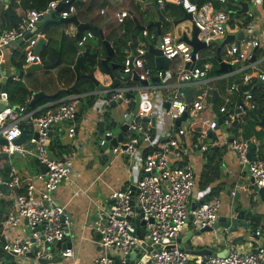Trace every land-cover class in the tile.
<instances>
[{
	"label": "built area",
	"instance_id": "1",
	"mask_svg": "<svg viewBox=\"0 0 264 264\" xmlns=\"http://www.w3.org/2000/svg\"><path fill=\"white\" fill-rule=\"evenodd\" d=\"M174 1L185 12L191 14V20L198 28L197 37L205 43V47L192 53L191 46L185 41L174 38L169 33L161 34L159 49L162 55L179 59L172 71L174 81L161 82L160 86L166 87L168 92L163 99L160 98L159 105H153L151 97L159 85H152L153 90L151 86L139 85L138 97L131 98L134 105L123 112V118L127 117L123 120L126 123V129L121 141L112 147L113 151L133 156L135 152L145 149V154L143 160L137 157L141 161L139 174L132 178L131 173L127 186L110 192L111 200L105 216L92 223L91 229L102 251L92 260L91 264H113L109 255H116L121 264H130L128 254L134 247L140 245L141 241L146 242L145 247H140L143 252L141 256L147 254V259L141 260L139 255L137 258L134 257V263L264 264V247L258 244L256 247L243 250L228 249L222 255H218L217 252L214 255H193L175 241L188 220L197 229L211 226L217 219L220 208V200L217 197L196 202L193 208L188 206L196 178L194 167L188 158L191 146L187 140L192 133H198L200 139H206L207 131H212L221 123L230 124L244 120L247 111L251 110L255 104L251 100L250 90H242L241 87L251 78L264 81V70L257 69L253 74L242 72L239 80L227 84L222 100L217 104L216 109L206 110L210 104L208 98L212 89V85L209 84L210 79H208V71L212 68L209 58H212L215 52L210 42L216 38H223L237 24L231 26L227 12L221 7L213 8L209 1L199 5L191 0ZM215 1L220 5L227 2V0ZM62 2L67 3L68 0ZM58 3V0H51L42 9H22L20 21L15 27L0 29V102L4 50L11 44L19 42L23 46L20 54L22 65L35 61L40 62L41 56L34 52L33 47L38 36H43V34L41 31L37 33L35 24L40 16L56 11L55 7ZM156 3L158 8L163 9L164 0H156ZM67 4V8L56 11L58 17L65 18L75 13V7L70 3ZM126 15L127 12L121 10L115 13V18L118 22H122ZM248 15L251 13L249 12ZM246 26L248 34L243 35L238 44L234 39L224 43L220 50L221 60L231 65L246 60L248 63L243 65V71H246L252 63L250 60L252 49L264 42L263 30L256 34L250 20L247 21ZM63 33L70 38H75V45L79 48L84 47L94 36L89 29L80 31L76 36V28L68 25L64 26ZM26 34L29 35L26 36ZM135 48L136 53L130 62L125 58L121 71L130 74L136 70L139 79L147 78L155 73L160 80L164 71L155 70L145 64V47L136 46ZM203 50L208 52L202 53ZM197 60H200V63H196ZM186 63H191L190 67L188 65L186 67ZM11 78L19 80V74L12 73ZM189 85H194L196 92L190 101L186 102L181 88ZM104 92L114 100L128 101L129 99L123 98L121 87L106 88ZM231 94L238 97L231 98ZM30 98L31 95H28L23 102L16 104L7 101L0 108V136L6 141L0 144V151H5L8 156L14 152L20 154L32 152L31 154L42 166L34 173L19 174L11 170L6 180L0 177V184L11 197L7 211L0 214V235H3L0 249L5 252L13 251L17 257H22V260L30 250V239L34 238L39 241L36 244L38 249L33 256V260L36 261L37 257L46 256L49 253L48 247H45L43 242L53 243L67 235V218L64 208L52 202L51 193L59 183L69 178L74 156L72 151L62 157L50 156L45 140L49 138L48 132L51 126L62 121L68 123L66 133L71 137L76 128L75 120L78 111L74 102L61 100L56 102L52 110L37 113L38 108H31L28 105ZM164 102L168 103L167 106H164ZM156 107L173 123L183 112H186V116L178 126L174 125V129L161 130L160 135L157 134V136L154 132L155 120L159 118V115H154ZM220 115L224 117L218 123ZM152 116H154L153 124ZM22 124L31 128L27 140L33 144V150H27L21 144L12 142L20 135L21 130H25ZM105 135L111 136L112 134L108 130ZM104 141L105 138H102L99 144H103ZM122 143L125 146L120 148ZM212 144L230 149L240 165L244 166L248 162V174L252 185L255 188L262 187L264 190V141L259 143L249 160L246 159L248 142L245 138L232 137L229 139L226 135L219 137L215 135ZM205 147V143H200V150ZM19 188L21 191L17 192ZM234 193V190L230 191V195ZM131 199L132 203H130ZM189 215L190 219H188ZM135 218L138 225L133 223ZM21 220H25L32 228L31 233L24 237L9 236L8 230L18 226ZM141 220L143 222L140 224ZM140 228H143L142 238L138 236ZM255 235H262L264 242V235L259 230H255ZM39 236L43 239L39 240ZM153 244H158V248L153 252L148 251L147 246ZM60 255L62 258L72 256V248L65 247L60 251ZM61 260L52 264H59Z\"/></svg>",
	"mask_w": 264,
	"mask_h": 264
},
{
	"label": "crops",
	"instance_id": "2",
	"mask_svg": "<svg viewBox=\"0 0 264 264\" xmlns=\"http://www.w3.org/2000/svg\"><path fill=\"white\" fill-rule=\"evenodd\" d=\"M106 3L99 5L98 7H93L92 10H86V7H81L78 11V21L79 22H91L95 28H87L95 30L97 33L89 39L87 44L79 48L83 50L85 47H88L90 52L95 53L97 57V65H95L93 69V74L95 78H97L98 82L103 85H108L110 83V78L108 74L104 71L102 65L100 64V59L104 58L106 54V50L104 44L102 42V38L100 34H102L103 39H105V34H120L122 30H112V28H116V26L120 23L115 18V13L121 10H125L127 15L123 18H126L128 21L133 22L135 29L134 37L128 36L126 39V47L124 49L127 58L131 54V45L132 39L136 40V46L145 47V64L154 68L153 55L148 51V45L153 44L156 38V26L154 22L158 20L157 9L160 10L164 19L159 22V28L161 30V34L169 33L174 38H180L182 33L185 32L186 35L190 34V19L184 18V10L174 1V0H164L163 9L157 8L153 6V3H156V0H104ZM247 2V10L239 13V17L237 18V24L230 29L229 32H237L238 30L243 31V35L248 34V28L246 26L247 21L250 20L252 27L255 29L256 34L259 33L260 30H263L264 23V4L263 0H243ZM3 0H0V4H3ZM251 3L253 6H250ZM5 4V3H4ZM168 4L167 11L162 12L165 9V6ZM240 8V2L237 3ZM6 6V4H5ZM220 8V7H219ZM239 10V9H238ZM102 11V12H101ZM20 14L22 10L20 11ZM251 15H248V13ZM48 19H53L52 17ZM45 19L43 21H37L35 24V28L37 33L39 34L40 28L46 23ZM150 21L151 25L149 24ZM61 23V22H60ZM138 24L146 26L145 28H139ZM149 24V25H148ZM233 24V25H234ZM68 25L70 27H75V25L71 22L61 23V26L58 27L60 31H63L64 26ZM231 25V26H233ZM99 30V31H98ZM82 31V30H81ZM145 31V32H144ZM264 33V30H263ZM98 35V36H97ZM114 36V35H113ZM161 36V35H160ZM40 37V36H38ZM45 43L42 48L38 52L41 56V52L45 45L50 41L44 34ZM100 40V43H99ZM219 40V41H218ZM222 38H216L210 44L212 48L216 49V47L220 46V50L223 48V44H221ZM231 40H234L231 39ZM230 40V41H231ZM108 41V40H107ZM264 41V40H263ZM110 42V41H109ZM58 43V41H57ZM101 44V46H100ZM111 44V42H110ZM221 44V45H220ZM20 46L19 42L11 44L7 49L4 50V63L2 70L5 71V81L8 76L11 77L12 73L19 74V83L22 84L29 91V95H32L33 92L37 91L40 87L42 88L44 93L50 94L56 92L60 88L66 87L68 84L72 83L75 79V73L72 69V64H67L63 62L60 58V62L56 63L54 68H45L44 64H47L43 61V57L41 56L40 62H30L29 64H21V71H14V62H20L21 56L14 54L13 62L9 67H6V63L8 60L11 61V52L13 50L18 49ZM112 46V44H111ZM113 51L115 52L114 46H112ZM219 50V54H220ZM147 52L151 54V61L147 60L149 57L146 55ZM208 52L207 50L204 53ZM111 53V54H112ZM252 53V52H251ZM108 56L107 61L110 63L122 65V63L112 62V55ZM214 54V53H213ZM77 55V54H76ZM88 56V55H85ZM76 57V56H75ZM83 57V56H82ZM58 58V57H57ZM75 59V58H74ZM212 63V68L208 71V79H210L209 84L212 85V89H216L218 97L213 101L217 104L222 100V96L225 93L227 84L234 80H239L242 72H249L251 74L254 73L257 69L264 70V42L259 44L255 51L254 57L251 60V64L243 71V65L248 63L246 60L240 61L237 64L232 65V69L229 72H219L218 74H213L212 70L214 68V62L216 64L218 70V63L213 58H209ZM56 58L53 60L55 61ZM53 61H48L51 63ZM179 59L177 57L170 58L167 69H162L164 71L163 77L159 80L157 75L154 73L150 77L156 76L157 81L149 80L151 84H144L143 86H151L152 85H161V82H173L174 75L172 71L175 69V66ZM74 62V61H73ZM196 63H200V60H197ZM117 69L119 71V78H117L114 74V78L119 81H126V86H116L122 88L123 98H129L128 101L124 99L114 100L109 98L108 94L104 92L105 89L99 88L96 84L93 83L90 90L88 92H75L69 94L64 99H56V95L51 101L44 103L41 107H46L50 105L56 104L57 101L65 100L72 101L75 103L78 110H80L79 116L75 120V131L74 134L69 137L66 133L67 122H57L52 125L50 128L51 134L49 136V142L53 141V138H58L60 144L64 147L65 154L72 151L74 153L73 162H72V170L69 178L59 183L57 188L51 193V200L54 204H58L63 206L64 212L67 218V235L69 237L70 247L72 248L73 255L70 257H64L59 264H91L92 260L101 253L102 248L97 243V237L93 233L91 226L92 223L105 216V213L108 209L109 204V195L112 190L115 189H123L125 186L129 184L131 179L130 174L132 173V178L134 175L133 170H137V174H139L140 162L137 157H141L143 160V156L145 154V149L140 150V152H135V155L129 156L127 154H123L121 152H114L112 147L114 146L110 140H107V145L102 147V144H99V141L105 137V133L109 130L111 132V136H115L116 132L113 130V126L119 123V125L123 122V112L125 109H131L130 103L131 98L138 97L139 85L137 81L132 78V73L125 74L121 71L120 68L115 67L112 68ZM155 69V68H154ZM111 70V71H112ZM139 69H137L138 71ZM156 70V69H155ZM9 71L11 73L9 74ZM128 77V79H124ZM89 79V78H88ZM145 79V78H144ZM228 79H230L228 81ZM12 81H17L13 80ZM128 81H132L131 84ZM256 81V80H255ZM155 83V84H154ZM131 84V85H130ZM264 85V83L259 84ZM155 88V92L152 94L153 105H159L160 98L163 99V96L167 94V88L160 86ZM194 86V85H189ZM258 86V85H256ZM112 88V87H110ZM211 89V90H212ZM211 90L208 104L206 110H215L213 108L210 98H211ZM251 90V89H250ZM129 92L134 96H126L125 93ZM196 92V90H195ZM194 92V93H195ZM252 92V91H251ZM92 96L91 103L86 106L84 103H87L88 96ZM231 94V98H236ZM233 96V97H232ZM252 96V95H251ZM27 97V96H26ZM25 97V98H26ZM82 98V100H81ZM81 100V101H80ZM252 100V98H251ZM253 101V100H252ZM18 102L12 103L16 104ZM156 103V104H155ZM88 104V103H87ZM165 104V102H164ZM255 104V103H254ZM165 106V105H164ZM255 107V106H254ZM253 107V108H254ZM252 108V109H253ZM159 108L156 107L154 115H159V118H156V128L155 135L159 134L161 130L164 129H174V125L178 126L170 120V118L166 115H162ZM121 116V119L119 118ZM154 120V116H152ZM119 120V122H117ZM245 120L240 122H232L230 124H220L215 127L211 131V135L206 139H200L198 133H192L189 140L187 142L191 146V150L189 152V161L194 167L195 172V185L192 188V191L189 196L188 206L192 202L201 201L205 194L209 191L210 187H218L217 194L212 197H217L220 200V208L218 212L219 215H229L231 210H236L244 207L246 210H250L254 215L258 214L263 216L258 226L253 229L251 227L252 220H247L248 226L246 228H242L239 226L235 232H227L224 229L217 227L214 231H204L199 234H196L194 230L197 228L191 223L190 220L186 222V224L181 228L178 237H182L186 230H190L192 233L188 238L185 239L184 242H178L177 244L185 248L186 250H198V249H209L212 252H220L224 249H236L243 250L249 247H256L257 244L252 238H248L251 233L255 232V230H259L261 234L264 235V200H260L259 195L256 192V188L252 185L251 177L248 174V171L245 170V166H242L236 160L234 152L228 149L225 146H217L221 148V156L219 161L220 174L219 176L212 179L209 183L205 184L203 188H201V180L200 173L202 170L203 161L205 159L207 149L211 146H215L212 144V140L214 136L217 137L221 135H226L229 139L234 138H245L253 143L255 146L251 149L250 155L254 153L259 143L264 141V121L262 118H259L253 127L249 128L250 135H245L242 133V129L240 127L241 124L244 123ZM263 122L260 123V122ZM26 133L30 134L31 128L25 124H22ZM258 134V135H257ZM158 136V135H157ZM258 136V137H257ZM48 143L46 145H48ZM200 143H205L206 147L203 150H200ZM27 150H33L34 146L32 143L28 142L27 137L19 143ZM195 146V148H194ZM47 149V148H46ZM48 154L51 156L50 152L47 150ZM18 152H16L17 154ZM32 152H28L25 154H20V156L16 154L7 155L9 159V169L6 167L5 159H0V177L2 180H6L9 177L10 171L13 170L19 174L24 173H34L42 168V166L38 163L37 159L31 154ZM64 154V155H65ZM63 155V156H64ZM52 156H55L52 154ZM62 157V156H61ZM4 171L7 174H4ZM133 180V179H132ZM234 190L235 193L230 195V191ZM0 194V210L1 214L6 212L9 203L11 201V197L8 194V191L3 187ZM21 191L19 188L17 190ZM211 197V198H212ZM252 201L250 202V199ZM32 228L28 225L25 220H21L20 224L13 229L8 230L9 236L16 237H24L28 236L31 233ZM39 230V229H38ZM241 236V239L236 242H231L234 236ZM230 239V240H229ZM0 242H3V235H0ZM38 240H36V244H38ZM135 255L137 258L139 255L143 253L141 250L137 252ZM59 253L56 252L55 255ZM53 255V256H55ZM22 257H17L16 255H12V264H41L33 260V258L25 257L21 260ZM5 262V261H4ZM7 264V263H3ZM52 264V263H46ZM191 264V262H190Z\"/></svg>",
	"mask_w": 264,
	"mask_h": 264
},
{
	"label": "trees",
	"instance_id": "3",
	"mask_svg": "<svg viewBox=\"0 0 264 264\" xmlns=\"http://www.w3.org/2000/svg\"><path fill=\"white\" fill-rule=\"evenodd\" d=\"M51 0H8L7 4H0V29H8L15 27L18 22L20 21V12L22 9L25 8H35V9H42L46 6V4ZM62 3L63 0H58ZM70 2V5H73L75 7V15L76 17L79 14V10L81 7H86V10H92L93 7H98L99 5L105 4L106 2L104 0H68ZM192 2L196 3L197 5L202 4L203 2L209 1L212 3L213 8L217 9L219 7L223 8L227 14H228V22L230 25H233L234 22H237V18L239 17L238 9L239 6L237 5L238 2L241 0H227V2L223 5L218 4L215 0H191ZM264 4V0H263ZM68 4L64 5L61 9L67 8ZM168 8V4L165 6V9L162 12H166ZM78 18V17H77ZM79 19V18H78ZM61 26V23L58 21L57 18L48 19L46 20V23L40 28V31L42 34H44L50 41L47 45L43 48L41 52V56L43 57V61L45 63H48V61H53L55 58L60 57L61 60L67 64H72L74 61V58L76 54L79 51V47L75 45V38H70L66 36L63 31H60L58 27ZM64 26V25H63ZM122 30L120 34H105V39L110 41L112 46H114L115 52L112 53L111 58H113L112 62L115 63H122L125 58V45H126V39L128 36L134 37L133 30L135 29L133 22L126 20V18L120 22L116 28H112L113 30ZM87 30V29H82ZM93 32V34H96L97 32L95 30L89 29ZM115 30V31H116ZM263 30H264V23H263ZM114 35V36H113ZM98 36V35H97ZM58 41V43H57ZM132 44L135 45L136 40L132 39ZM100 43V40H99ZM101 46V44H100ZM17 49L13 50L11 52V62H13L14 54H17ZM204 53V51H202ZM149 59L147 60L151 61V54L147 52L146 54ZM146 59V57H145ZM21 64L22 61L14 62V71H21ZM97 57L96 55H88L81 57L77 62V68L80 74H87L93 71L95 65H97ZM112 73L119 78L120 74L117 69H113ZM213 74H218V70L216 67V64L214 62V68L212 70ZM124 79H128V77H125ZM230 79H228L229 81ZM133 83L132 81H128V83ZM255 83V79L251 78V80L243 85L241 87L242 90L247 89L248 91L251 89L253 84ZM5 89L7 93V99L9 103H21L24 101L25 97L29 95L31 91H29L27 88H25L22 84L19 83V80L12 81L11 77L8 76L6 81L4 82ZM130 84V85H131ZM71 85L74 86V88L71 87ZM93 83L90 79L87 77L80 76L78 79H74L72 83L68 84L64 88H60L57 91L56 99H61L67 97L71 93L75 92H88L91 88ZM90 87V88H89ZM251 98L253 102L255 103V107L248 111V114L244 118V123L240 125L242 129V133L245 135H250L249 128L253 127L255 122L262 118L264 121V85H258L255 86L252 89L251 92ZM238 96H236L237 98ZM92 96H88L87 103H84L86 106H88L92 101ZM53 99L50 98H41L37 100L31 108H38L37 113L43 112L44 110H52L54 108V105L41 107L44 103L51 101ZM82 100V98H81ZM80 100V101H81ZM65 101V100H64ZM130 103V107L134 105L133 100ZM217 103V102H215ZM77 117L79 116L80 110L77 109ZM258 135V134H257ZM258 137V136H257ZM47 150L50 152L51 156L52 154L55 156L52 157H61L65 154L66 151H64V147L60 144L58 138H53V141L48 143L46 145ZM207 154L205 156V159L203 161L202 170L200 173V180H201V188L205 186V184L209 183L212 179L215 177L217 178L220 174V168H219V161L221 156V148L217 146H211L207 149ZM4 174H7L4 171ZM3 185L0 184V190L3 189ZM215 187V186H214ZM210 187L209 191L205 194L204 199H210L213 195L217 194L218 187L214 188ZM250 202L252 201V198H249ZM1 203V199H0ZM1 214V210H0ZM263 216L261 215H254L253 220L251 223V227L255 229ZM4 261H8L7 264H12V255L8 252L0 250V264L5 263Z\"/></svg>",
	"mask_w": 264,
	"mask_h": 264
},
{
	"label": "water",
	"instance_id": "4",
	"mask_svg": "<svg viewBox=\"0 0 264 264\" xmlns=\"http://www.w3.org/2000/svg\"><path fill=\"white\" fill-rule=\"evenodd\" d=\"M7 1L8 0H3V2L5 4H7ZM65 4L66 3L59 2L57 4V6L55 7V10L56 11L60 10ZM153 6L156 7V4L153 3ZM246 10H247V2L241 0L240 1V8L238 10V13H242V12H244ZM56 11H52V12H50L48 14H44L43 16H40L38 21L39 20L43 21V20L48 19L50 17L55 18L56 17ZM156 12H157V15H158V20L154 22V25L156 26V38H155V42L153 44H149L148 45V51L153 55L154 68L156 70H159V69H167L170 58L162 55V53H161V51L159 49V41H160V35H161V30L159 28V22L164 19V16L162 15V13L160 12L159 9H157ZM183 12H184V18L190 19V21H191V23H190V34L188 36V35L185 34V32H183L182 36H180L179 39L185 41L186 43H188L191 46V52L194 53L196 50L204 48L205 47V43L203 41L199 40L198 37H197L198 28L195 26L193 20H191V14L189 12H185V11H183ZM58 21L61 22V23H68V22L73 23L75 25V28H76V36L84 28H95V26H93L91 22H79L78 18L76 17L75 14H72V15H70L68 17H65V18L58 17ZM151 23H153V22L150 21L149 24L151 25ZM138 27L139 28H145V27H147V25L143 26V25L138 24ZM28 35L29 34H26V36H28ZM100 36L102 38V42H103L105 50H106V54H105L104 58L100 59V64L102 65L104 71L108 74L109 78L111 79L110 83L108 85L101 84L100 82H98L97 78H95V75L93 74V72H90V73H87V74H80L79 73L78 68H77L78 60L82 56H85V55H95V53L90 52L88 50V47H85L83 50H80V52L77 53V55H76V57L74 59V62L72 64V69L74 70V73H75V79H78L80 76L87 77L90 80H92L94 84H96L99 88H102V89H106V88H110V87L114 88V87H116L118 85L126 86L127 82L126 81H119L116 78H114L113 73L111 71L112 68H115V67H118V68L122 69L123 65H121V64L118 65V64L111 63V62L109 63L107 61L108 56L113 51V48H112V46H111L109 41H107L106 39H103L102 34H100ZM242 37H243V31L241 29L238 30L237 32H228V33H226L224 35V37L222 38L220 43L224 44V43L229 42L231 39L234 38L235 42L238 44L240 38H242ZM44 43H45V38L43 36L38 37L36 42H35V44H34V47H33L34 52L38 53L40 51V49L42 48ZM255 49H256V47H254L252 49V53H251L250 59H253ZM130 50H131V54L127 57L129 62L131 61L133 55L136 53L135 46L131 45ZM219 50H220V46L216 47L215 52L213 54V58L218 63V71L219 72H225V73L229 72L232 69V65L230 63H227V62H224L223 60H221V57H220V54H219ZM60 61L61 60L58 57V58H56L55 61H53L51 63L44 64L43 67H45V68H54L56 63H59ZM187 65H188V67H190L191 63H189V64L186 63L185 66L187 67ZM1 73H2V84H1L2 99H1V102H0V108L8 101V99L6 98V89H5V84H4L5 78H6L5 71L2 70ZM132 78L135 81H137L138 84H140V85L148 84L149 80L157 81V77L156 76L150 77L149 79L148 78L139 79L138 76H137L136 70L132 71ZM262 83H264L263 80H256L255 83L253 84V86L251 87L250 92L252 91V89L256 85H259V84H262ZM71 87L74 88L73 85H71ZM195 90H196L195 86L182 87L181 88V91H182V93H183V95L185 97V101L186 102L190 101V99L194 95ZM211 93L212 94H211L210 100H211V102H213L218 97V94H217L216 89H214V88L211 90ZM55 95H56V92H53V93H50V94L44 93L42 88L40 87L37 91L32 93L31 98H30V100L28 102V105L32 106L37 100H39L41 98H54ZM125 95L126 96H132V97L134 96L133 94H131L129 92H126ZM167 104L168 103L165 102L164 105L167 106ZM185 116H186V112H183L179 117H177L174 120L175 124L178 125L179 122L185 118ZM223 117H224L223 115H220L218 117V123H220L222 121ZM126 119H127V117L124 118V120H126ZM153 123H154V121H153V118H152V124ZM260 123L263 124L262 121ZM34 128H36V126H34ZM125 129H126V123L122 122L118 126V131L116 132L115 136L105 135V137H104L105 141L102 144V147L107 145V143H108L107 140H110V142L115 146L119 141H121L123 133L125 132ZM50 134H51V131L49 130L48 136H50ZM210 135H211V131L209 130L208 131V136H210ZM29 136H30L29 133H26L25 130H21L20 135L18 137H16L12 142L15 143V144H19L24 139V137L28 138ZM48 142H49V138H46L45 144H47ZM247 142H248V149L246 151V159L249 160L250 157H251L250 151H251L252 148H254L255 145L253 143H251L249 140H247ZM1 143H6L5 139L2 136H0V144ZM124 146H125V144H123V143L120 144V148H123ZM2 158L5 159L6 167H7V169H9V159H8L7 153L5 151H0V159H2ZM244 166H245V170L248 171V162H246L244 164ZM256 192L259 195L260 200H264V190H263V188L262 187L256 188ZM110 200L111 199L109 198V202H110ZM130 203H132V199L130 200ZM195 204H196L195 201L192 202L190 204V207L193 208L195 206ZM129 217H131L130 214H129ZM190 218H191V216L189 215L188 219H190ZM252 218H253L252 212L250 210H246L244 207H242L240 209L231 210L229 215H219L217 217V219L212 223L211 226L201 227V228H199L197 230H194V232L196 234H199V233L204 232V231H208V232L211 231L212 232V231L216 230L217 227L225 229L227 232H235L236 229L239 226H241L242 228H246L248 226L247 220H251ZM142 222H143V220H141L140 224ZM133 223L135 225H138L136 218L133 220ZM40 227H42V226H40ZM142 230H143V228L138 229L139 238H142V233H141ZM191 233L192 232L190 230H186L184 232L183 236L181 238L177 236L175 238V241L177 243L178 242H184L185 239L188 238V236L191 235ZM248 238L254 239L256 244L261 245L262 247H264V242H263V236L262 235H255V232H253V233L250 234V236ZM38 239L42 240L43 237L39 236ZM239 239H241V236L238 235V236H234L232 238V240H230V241L234 243V242H236ZM43 245L45 247H48L49 253L46 256L37 257L36 261L41 263V264L54 263V262L60 261L62 259V256L60 255V251L63 250L65 247H69L70 246L69 237L65 236L61 240H56L53 243L43 242ZM145 245H146V242L141 241L140 245L134 247L132 249V251L128 254V260H129L130 264H139V262L134 263V257L137 254V252L140 250V247H145ZM156 248H158V244H153V245L147 246V250L150 251V252H153ZM37 249L38 248H37V245H36V239L31 238L30 239V250L25 255L28 256V257L33 258V256L35 255V252H36ZM0 250H2V249H0ZM187 251L190 254H193V255H195V254H200V255L212 254V255H214L216 253V252H212L211 250L206 249V248L205 249H198V250H187ZM56 252H58L59 254L55 255ZM226 252H227V249H224V250H222L220 252H217V254L218 255H222V254H225ZM9 253L11 255H16V253L13 252V251H9ZM53 255H55V256H53ZM109 256L112 258L113 264H121L120 259L116 255H109ZM146 259H147V254H144V255L141 256V260H146Z\"/></svg>",
	"mask_w": 264,
	"mask_h": 264
},
{
	"label": "rangeland",
	"instance_id": "5",
	"mask_svg": "<svg viewBox=\"0 0 264 264\" xmlns=\"http://www.w3.org/2000/svg\"><path fill=\"white\" fill-rule=\"evenodd\" d=\"M250 6H253V4L251 3V5ZM219 41V40H218ZM212 43V41L210 42V44ZM22 48H23V46L20 44V46L18 47V49H17V55L18 56H20V54L22 53ZM203 51H206V50H203ZM27 64H29V63H27ZM11 65V61L10 60H8L7 61V63H6V67H9ZM11 73V71H9V74ZM156 104V103H155ZM212 107L213 108H216V103H212ZM250 111V110H249ZM248 114V111H247V113L245 114V116ZM120 119H121V116L119 117ZM117 122H119V120L117 121ZM118 126H119V123H117L116 125H114L113 126V130L115 131V132H117L118 131ZM12 154H16V152H14V153H11L10 155H12ZM16 155H18V156H20L18 153L16 154ZM1 170V169H0ZM133 173H134V175H137V170L136 169H134L133 170ZM8 261H5V263H7Z\"/></svg>",
	"mask_w": 264,
	"mask_h": 264
},
{
	"label": "clouds",
	"instance_id": "6",
	"mask_svg": "<svg viewBox=\"0 0 264 264\" xmlns=\"http://www.w3.org/2000/svg\"><path fill=\"white\" fill-rule=\"evenodd\" d=\"M64 3V2H63ZM68 3H70L69 1H68ZM67 4V3H66ZM156 7H157V5H156ZM158 8V7H157ZM75 14V13H74ZM55 18H57L58 19V16H57V12H56V17ZM84 29H87V28H84ZM9 253V252H8Z\"/></svg>",
	"mask_w": 264,
	"mask_h": 264
}]
</instances>
